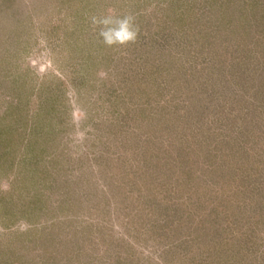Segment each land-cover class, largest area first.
Wrapping results in <instances>:
<instances>
[{
  "label": "rangeland",
  "instance_id": "1",
  "mask_svg": "<svg viewBox=\"0 0 264 264\" xmlns=\"http://www.w3.org/2000/svg\"><path fill=\"white\" fill-rule=\"evenodd\" d=\"M0 264H264V0H0Z\"/></svg>",
  "mask_w": 264,
  "mask_h": 264
},
{
  "label": "clouds",
  "instance_id": "2",
  "mask_svg": "<svg viewBox=\"0 0 264 264\" xmlns=\"http://www.w3.org/2000/svg\"><path fill=\"white\" fill-rule=\"evenodd\" d=\"M94 27L99 29L98 35L106 46H128L135 44L140 29L131 13L119 15L115 9L109 8L107 14L91 18Z\"/></svg>",
  "mask_w": 264,
  "mask_h": 264
}]
</instances>
